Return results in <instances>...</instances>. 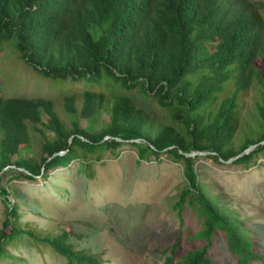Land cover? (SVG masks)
<instances>
[{
	"label": "trees",
	"instance_id": "16d2710c",
	"mask_svg": "<svg viewBox=\"0 0 264 264\" xmlns=\"http://www.w3.org/2000/svg\"><path fill=\"white\" fill-rule=\"evenodd\" d=\"M263 11L264 1L252 0H0V49L13 39L36 73L88 86L64 95L63 115L48 97L0 95V259L12 257L7 244L25 235L66 264H101L65 231L23 226L1 181L9 170L47 178L73 160L93 174L106 150L130 142L138 160L166 153L182 163L185 183L172 207L181 227L186 206L200 221L194 234L183 229L195 244L176 260L179 232L162 264H218L210 256L218 235L236 264L262 260L244 220L209 190L197 155L187 154L207 151L224 161L257 144L232 161L246 166L264 154ZM134 90L154 97L162 117L137 106L127 94ZM243 109L250 120L241 119Z\"/></svg>",
	"mask_w": 264,
	"mask_h": 264
},
{
	"label": "rangeland",
	"instance_id": "374dc122",
	"mask_svg": "<svg viewBox=\"0 0 264 264\" xmlns=\"http://www.w3.org/2000/svg\"><path fill=\"white\" fill-rule=\"evenodd\" d=\"M87 88L82 82L36 73L20 58L13 39L5 41L0 49L3 97H48L63 115L64 95ZM127 94L153 118L162 117L151 95L137 90ZM252 95L248 94V103ZM102 117L107 119L105 113ZM249 118L250 112L243 109L241 119ZM81 125L87 126L86 121L81 120ZM22 155L33 154L23 151ZM195 166L209 190L219 194L226 207L236 212L251 230L257 250L263 255L262 260L251 264H264V154L247 166L197 154ZM92 170L93 174H89L79 160H73L65 167L51 169L47 178L29 179L9 170L1 182L8 187L11 202L19 205L23 226L53 233L65 231L75 249L94 253L101 264H162L166 249L176 241L179 232L182 242L176 260L195 244L183 230L189 226V233L194 234L199 229L195 211L185 207L181 227L172 207L185 183L180 161L166 153L160 160H138L137 147L125 142L114 152L106 150L99 161L93 162ZM14 174L17 176L13 177ZM5 207L0 196V228ZM7 248L12 257L0 259V264H66L65 258L50 245L32 244L25 235L7 244ZM210 256L218 264H236L222 235L217 236Z\"/></svg>",
	"mask_w": 264,
	"mask_h": 264
},
{
	"label": "water",
	"instance_id": "95a60500",
	"mask_svg": "<svg viewBox=\"0 0 264 264\" xmlns=\"http://www.w3.org/2000/svg\"><path fill=\"white\" fill-rule=\"evenodd\" d=\"M261 143H264V141H262ZM256 145H257V144L251 145V146H249L247 149H245L243 152H241L240 154L236 155L235 157H231V158H229V159H227V160H224V161H226V162H232L235 158H237V157H239L240 155H242V154H244V153H246V152L252 150L253 147H255ZM60 153H62V151H61ZM207 153H209V152H207V151H205V152H190V153H188L187 155H197V154H207Z\"/></svg>",
	"mask_w": 264,
	"mask_h": 264
}]
</instances>
